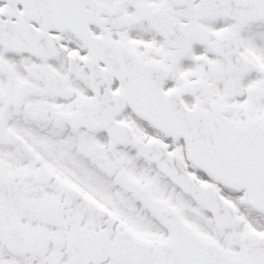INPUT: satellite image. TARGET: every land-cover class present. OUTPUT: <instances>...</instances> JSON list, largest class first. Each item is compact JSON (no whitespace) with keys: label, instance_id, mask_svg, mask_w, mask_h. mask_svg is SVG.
Masks as SVG:
<instances>
[{"label":"snow or ice","instance_id":"obj_1","mask_svg":"<svg viewBox=\"0 0 264 264\" xmlns=\"http://www.w3.org/2000/svg\"><path fill=\"white\" fill-rule=\"evenodd\" d=\"M0 264H264V0H0Z\"/></svg>","mask_w":264,"mask_h":264}]
</instances>
